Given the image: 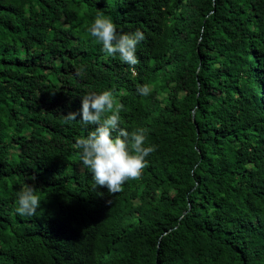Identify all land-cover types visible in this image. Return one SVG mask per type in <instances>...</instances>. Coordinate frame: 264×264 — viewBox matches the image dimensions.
<instances>
[{
    "label": "trees",
    "instance_id": "trees-1",
    "mask_svg": "<svg viewBox=\"0 0 264 264\" xmlns=\"http://www.w3.org/2000/svg\"><path fill=\"white\" fill-rule=\"evenodd\" d=\"M97 13L144 33L138 65L87 33ZM102 90L156 145L115 194L64 123ZM0 264H264V0H0Z\"/></svg>",
    "mask_w": 264,
    "mask_h": 264
},
{
    "label": "clouds",
    "instance_id": "clouds-1",
    "mask_svg": "<svg viewBox=\"0 0 264 264\" xmlns=\"http://www.w3.org/2000/svg\"><path fill=\"white\" fill-rule=\"evenodd\" d=\"M85 30L107 57H116L132 67L140 63L137 49L145 40V35L139 29L118 31L109 16L97 13ZM84 74L83 69L77 72L78 76ZM136 91L139 96L147 97L152 89L144 84ZM124 110V105L117 102L112 90H102L81 96L80 109L64 115L65 124L78 120L81 126L91 128L86 137L75 142L78 160L91 174L92 186L105 187L110 194L120 192L128 180L138 179L147 166L146 157L156 151L155 144L146 143L144 129L129 132L121 126L120 114ZM40 205L41 198L36 194L34 185L24 182L16 196V213L32 218Z\"/></svg>",
    "mask_w": 264,
    "mask_h": 264
}]
</instances>
